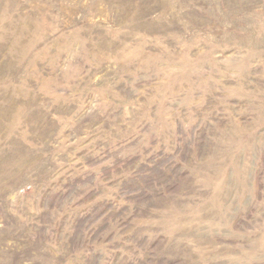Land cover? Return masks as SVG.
Segmentation results:
<instances>
[{
	"label": "rangeland",
	"instance_id": "obj_1",
	"mask_svg": "<svg viewBox=\"0 0 264 264\" xmlns=\"http://www.w3.org/2000/svg\"><path fill=\"white\" fill-rule=\"evenodd\" d=\"M0 264H264V0H0Z\"/></svg>",
	"mask_w": 264,
	"mask_h": 264
}]
</instances>
